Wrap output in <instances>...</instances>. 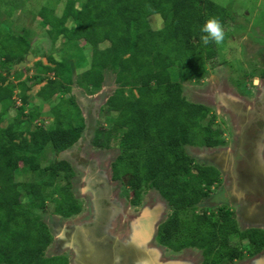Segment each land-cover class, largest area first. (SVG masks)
<instances>
[{
  "label": "trees",
  "instance_id": "16d2710c",
  "mask_svg": "<svg viewBox=\"0 0 264 264\" xmlns=\"http://www.w3.org/2000/svg\"><path fill=\"white\" fill-rule=\"evenodd\" d=\"M16 2L20 7L27 3ZM145 4L160 14L162 29L152 27L153 15ZM53 6L43 5L38 12L39 26L52 41L80 52L85 45L93 49L92 65L79 84L96 93L105 70L117 74L120 87L106 103L116 117L109 128L95 131L93 145L110 149L118 140L121 154L112 165L114 178L129 177L134 204H139L146 186L169 203L173 212L159 226L158 243L175 253L200 249L202 264H229L248 253L263 252L264 230H241L231 210L212 215L195 211L211 197L222 174L213 165L196 162L185 149L226 144L223 130L215 127L217 114L209 106L188 101L183 84L200 81L207 65L214 66L218 57L215 44L200 41V26L213 16L226 26L232 13L213 0H65L63 15H57ZM32 35L29 28L8 38L0 31V264H69L63 256H46L53 236L38 210L49 209L52 198L54 215L71 218L82 212L71 187L72 165L53 160L43 167L42 161L48 149L59 154L75 145L86 128L71 95L72 75L83 60L74 67L49 56L51 65L38 61L37 73L24 81L14 66L29 54L36 57ZM43 83L37 93L41 102L54 103L62 95L52 104L51 126L41 119L42 107L32 106L29 94ZM67 94L71 96L66 98ZM14 107L17 115L3 126ZM17 172L34 174L37 180L19 182ZM232 237L249 242L232 245Z\"/></svg>",
  "mask_w": 264,
  "mask_h": 264
},
{
  "label": "rangeland",
  "instance_id": "374dc122",
  "mask_svg": "<svg viewBox=\"0 0 264 264\" xmlns=\"http://www.w3.org/2000/svg\"><path fill=\"white\" fill-rule=\"evenodd\" d=\"M16 1L20 0H0V31L5 36L7 35V38L9 34L23 35L26 28L31 29L33 32L30 40L36 52V57L31 59L26 66H21L20 63L14 66V69L21 73L22 80L25 81L28 77H33L37 73L35 64L38 61L51 65L49 56L55 57L58 61L65 60L74 67L81 63L80 60H83V66L76 68L72 75L71 95L75 97V101L83 115L85 114L86 128L79 142L60 155L48 149L42 161L43 167L48 166L53 160L68 161L72 165L71 187L75 197L82 204V212L71 218L54 215L52 212V198L48 200L49 209L38 210L53 236V242L46 251V256L51 257L62 252L59 239L63 236L70 238L72 233L66 234V228H77L86 223H93L96 217L103 213L105 200H109L111 197L114 202L113 204L110 203V200L108 203L106 202L110 208V215L109 222L103 227L104 232L109 235L116 234L117 239L120 238L122 242H124V239L131 237V242L140 240L137 241V246L142 249V253L151 252L152 254L162 249L164 258L168 261L174 263L180 261L181 264H202L204 255L200 249L188 248L180 253H175L158 243L157 234H154L153 242L149 241L152 243L149 245L148 240H145L144 237L139 238L141 232L144 231L146 236H149L150 231L152 233L154 227H159L166 221L173 210L157 190L147 186L142 190V199L139 204H134L135 192L130 187L129 177L124 176L126 182L113 180L112 165L121 154L118 140H113L111 149H101L93 145L95 131L109 128L110 121L116 117L115 113L108 112L106 103L120 85L117 83V74L112 70H105L104 82L100 91L90 92L86 87L81 86L78 81L81 75L90 69L92 65L93 49L89 45H85L84 52H80L62 47L61 41L54 43L47 31L40 28L39 21L42 20L38 14L40 7L51 3L54 5L53 8L56 10V14L63 15L65 0H29V3L26 0H21L20 3L27 2L26 6L22 7L19 4L16 5ZM213 1L232 13L228 19V24L224 26L226 38L222 45H216L218 57L215 65H207V72L200 81L185 82L183 86L184 96L188 101L209 106L217 114L215 127L223 130L226 144L218 148L186 146L185 149L195 158L196 162L204 165L217 164L219 166V159L212 155L215 153H222V155L227 153V157L238 155L240 151L238 148L243 134L248 128V123L254 120L255 113L253 111L258 109L264 112V100H261L264 95V0ZM150 23L154 28L155 23H157L154 16L150 18ZM159 23V29H162L164 20L161 17ZM104 47L105 45L102 46V48ZM23 62H26V60ZM257 77L259 78L258 84L255 83ZM11 81L17 83L14 78H11ZM43 85L33 86L29 94L33 101L32 106L36 103L42 107L44 121L46 125L51 126L54 121L51 108L62 95L55 98L54 103L41 102L37 98V93ZM19 92L20 90H17L15 94L17 106L22 103L18 95ZM68 95H66V98ZM30 109H28V112L31 111ZM17 112L16 107L12 108L3 126H7L17 115ZM262 152L264 153V148ZM262 161L264 162V159ZM240 163V170L248 174L249 169L245 166V161H240ZM224 164L227 171H233V165L230 161H226ZM263 174L262 172L261 178L264 177ZM36 177L31 173H16V179L19 182L34 181L37 180ZM226 177L233 176L226 175ZM64 182L62 184H65ZM247 186L249 187V181H247ZM250 186L254 188L255 184L251 183ZM262 189L264 190V186ZM52 191V188H48L47 193L50 194ZM250 200L259 202V211L264 212L263 194H260L259 197L252 196ZM205 206L211 207V203L205 202L197 206L195 211L202 212ZM238 208L237 205H233V210L238 211ZM63 227L64 229H62ZM75 231H73L74 236H76ZM243 241L239 237H232L231 239L232 245H241V247L249 242L248 240ZM68 243L64 246V250H66L64 253L69 257H73V254L78 253L80 255L81 253L87 254L90 249L89 244H83L82 241L76 246H73L70 241ZM79 254L78 256H80ZM146 258L148 259V257Z\"/></svg>",
  "mask_w": 264,
  "mask_h": 264
},
{
  "label": "flooded vegetation",
  "instance_id": "af4514ba",
  "mask_svg": "<svg viewBox=\"0 0 264 264\" xmlns=\"http://www.w3.org/2000/svg\"><path fill=\"white\" fill-rule=\"evenodd\" d=\"M263 96L261 100H264ZM253 113H255L254 120L248 123V128L243 134L240 147L238 148L240 150L239 154H235L236 156L229 155V157H227V153H224V155H222V153H215L212 155L219 159L220 164L219 166L217 164L210 165L217 167L223 176L231 175L233 177L222 176L221 183L213 187L211 197L200 203L201 205L205 202H210L211 207L205 206L202 212L197 211V213L202 214L208 211V214L212 215L219 214V211L223 208L229 209L235 212L238 221L240 220L239 226L241 230L262 229L258 228L259 226L256 227V224L264 223L263 214L256 213V216L252 215L251 217L248 215L249 212H251L250 208H257L258 206L259 209V202L250 200L252 196L259 197L260 194L264 195V190L262 189L264 186V177H262L263 179L261 178V173H264V162L262 161V159H264V153L262 152L264 148V112L255 109ZM226 161H230L233 165V171H227L224 167ZM240 161H245V166L249 169L248 174L240 170ZM113 180H122L126 182L125 177L116 180L114 178V173ZM247 181H249V187L247 186ZM251 183L255 184L254 188L250 186ZM111 199L110 197V203L113 204L114 201ZM109 200H105V207L102 210L103 213H100L93 223H86L77 228L72 227L67 229V227L65 233L70 234L76 230V236H74V233L73 235L71 233L70 238L61 237L59 243L62 252L52 255L51 257L63 256L68 259L69 264H154L150 260H154L152 256L148 253H142V249L134 242L130 241L131 238L126 239L127 241L124 239V242H122L120 238L117 239L115 233V235H109L103 231V227L109 222L110 208L109 205L106 204ZM233 205L239 207L238 211H235V209L233 210ZM243 226L245 227L243 228ZM62 229H64V227ZM68 241H70L73 246H76L82 241L83 244H89L90 249L87 254L81 253L80 255L78 253L80 256H78V254H73V257H69L64 253V251H66L64 250V246L69 244ZM143 257L144 259H142ZM146 257H148V259ZM229 264H264V251L257 254L248 253L243 259H235L233 263L229 262Z\"/></svg>",
  "mask_w": 264,
  "mask_h": 264
},
{
  "label": "clouds",
  "instance_id": "9594fccd",
  "mask_svg": "<svg viewBox=\"0 0 264 264\" xmlns=\"http://www.w3.org/2000/svg\"><path fill=\"white\" fill-rule=\"evenodd\" d=\"M164 7H170V5H164ZM145 9L147 12L152 13V15L155 17L157 23H155L154 28L159 29L160 28V23H159L160 14L156 12V10L152 7L151 4H145ZM200 32L202 33V35H200V41L205 46L209 44H215L217 46H220L223 44L226 38V32H225L224 25L221 22V20L215 16L206 19V21L200 26ZM255 83L257 84L259 83L258 77L255 79Z\"/></svg>",
  "mask_w": 264,
  "mask_h": 264
},
{
  "label": "water",
  "instance_id": "95a60500",
  "mask_svg": "<svg viewBox=\"0 0 264 264\" xmlns=\"http://www.w3.org/2000/svg\"><path fill=\"white\" fill-rule=\"evenodd\" d=\"M31 59H34V56L32 55V54H29L28 56H27V58H26V62H22V63H20V65L21 66H26L27 65V63L29 62V61H31ZM68 97H69V95H68ZM158 229H159V227H154L153 228V232L151 233V231H150V235L149 234H147V235H149V236H146V232L144 231V232H141V235H139L140 237L139 238H145V240H148L147 242H149V241H151V242H153V239H154V234H157L158 233ZM137 232V231H136ZM137 234V233H136ZM131 236V235H130ZM133 237H134V234H133ZM147 237H149V238H147ZM132 238V237H131ZM138 241V240H137ZM137 241H133L134 243H136V245H138V243H137ZM140 241V240H139ZM138 241V242H139ZM149 244H152V243H148V245ZM155 251V250H154ZM154 253V254H153ZM152 254H151V252H148V254H150L151 256H152V258L154 259V260H152V259H150L151 260V262L152 263H154V264H181V263H179V262H176V263H174L173 261H168V260H166L165 258H164V253H163V250L162 249H159V251H155V252H153ZM157 253V254H156ZM162 260H165V261H162Z\"/></svg>",
  "mask_w": 264,
  "mask_h": 264
},
{
  "label": "crops",
  "instance_id": "0c3cea01",
  "mask_svg": "<svg viewBox=\"0 0 264 264\" xmlns=\"http://www.w3.org/2000/svg\"><path fill=\"white\" fill-rule=\"evenodd\" d=\"M35 57V56H34ZM44 85H45V83H43ZM68 98V97H67ZM85 115V114H84ZM83 115V116H84ZM41 119L44 121L45 120V117H41ZM84 119H85V117H84ZM85 122H86V119H85ZM46 123V122H45ZM61 153H63V152H61ZM61 153H59V155L61 154ZM223 176V175H222ZM223 177H226V176H223ZM250 211L251 212H249V214L248 215H250V217L253 215H255L256 216V213L257 214H263L264 215V212L262 213L261 211H259V209H258V207L256 208V207H253V208H250ZM237 220H238V218H237ZM240 221V220H239ZM239 221H238V223H239ZM259 226V227H258ZM256 227H258V228H262V229H264V223H258V224H256Z\"/></svg>",
  "mask_w": 264,
  "mask_h": 264
}]
</instances>
